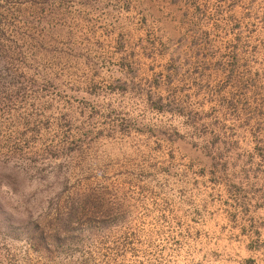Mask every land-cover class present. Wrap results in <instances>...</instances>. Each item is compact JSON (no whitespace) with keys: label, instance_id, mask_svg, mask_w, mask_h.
I'll return each mask as SVG.
<instances>
[{"label":"rangeland","instance_id":"374dc122","mask_svg":"<svg viewBox=\"0 0 264 264\" xmlns=\"http://www.w3.org/2000/svg\"><path fill=\"white\" fill-rule=\"evenodd\" d=\"M0 264H264V0H0Z\"/></svg>","mask_w":264,"mask_h":264}]
</instances>
